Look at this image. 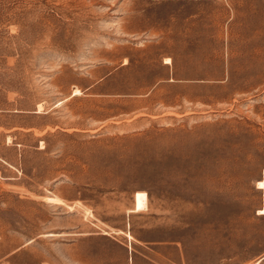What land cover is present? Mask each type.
<instances>
[{
	"label": "rangeland",
	"instance_id": "1",
	"mask_svg": "<svg viewBox=\"0 0 264 264\" xmlns=\"http://www.w3.org/2000/svg\"><path fill=\"white\" fill-rule=\"evenodd\" d=\"M261 180L264 0H0V264H264Z\"/></svg>",
	"mask_w": 264,
	"mask_h": 264
},
{
	"label": "bare ground",
	"instance_id": "2",
	"mask_svg": "<svg viewBox=\"0 0 264 264\" xmlns=\"http://www.w3.org/2000/svg\"><path fill=\"white\" fill-rule=\"evenodd\" d=\"M168 60L166 61L167 63H170L172 60L170 59V57L167 58ZM260 184L262 185V187L264 186V181L261 180ZM261 213H264V211H261ZM258 264V263H257Z\"/></svg>",
	"mask_w": 264,
	"mask_h": 264
}]
</instances>
